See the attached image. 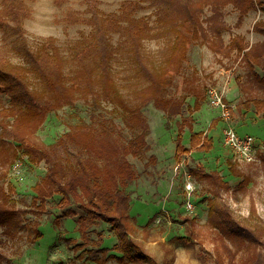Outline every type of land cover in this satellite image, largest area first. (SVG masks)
Returning a JSON list of instances; mask_svg holds the SVG:
<instances>
[{
    "label": "rangeland",
    "instance_id": "obj_1",
    "mask_svg": "<svg viewBox=\"0 0 264 264\" xmlns=\"http://www.w3.org/2000/svg\"><path fill=\"white\" fill-rule=\"evenodd\" d=\"M99 1L101 11L112 12L118 9L122 0ZM261 1L262 6L250 9L240 22H237L239 11L232 4L222 8V27L219 30L223 45L232 36L242 37L247 46L264 39L254 29L256 23L264 22V0ZM26 2L31 8V16L24 20L23 26L29 46L35 49L47 36L54 37L67 59L64 72L66 79L70 80L77 64L70 60L69 46L88 35L91 26L68 24L64 16L70 9L81 13L85 8L83 0H68L63 5H56L52 0ZM153 10L146 7L138 15L154 24L156 16ZM211 13L210 7L206 6L201 15L208 38L189 44L181 67L160 93V97L170 101L169 104H180V113L170 115L166 109H159L149 102L138 112L141 121L133 123L128 119L136 105L133 89L146 82L135 78L132 63L120 51L121 36L112 33L110 40L117 53L112 62V76L126 101V110L112 99H101L95 105L91 96L77 97L73 103L48 113L42 125L29 136L34 144L49 147L55 159L65 165L85 159L104 164L92 149H85L78 136L71 138L67 134L88 126L94 130L96 140H108L121 146L144 132L148 149L138 156H125L137 173V179L127 190L131 195L130 214L138 225L134 237L159 264H215V255L219 256L221 264H251L252 247L237 244L207 224L204 197L210 184L193 176L189 172L191 167L215 170L231 187L237 188L242 176L231 173V163L232 167L247 175L248 183L244 191H238L236 198L230 192L223 193V198L245 222L251 221L248 215L252 206L264 220V163L260 160V155H264V114L253 106L245 105L246 101L264 98V91L254 87L250 71L236 50L229 54L214 50L218 41L208 27L207 17ZM169 43L167 37L143 41L144 55L154 68L164 64ZM7 56L12 63L24 65V61L12 52L8 51ZM255 70L263 74L260 68ZM27 79L32 88L41 90L37 77L29 73ZM211 85L220 89L224 87V99L233 105L227 119L221 118L219 110L208 103L207 89ZM195 101L199 103L197 109ZM216 118V125L208 128L210 121ZM180 121L185 124L183 144L186 148H189V137L194 131L211 136L213 148L207 152L190 150L175 156V137ZM229 126L239 135L254 137L255 161L237 160L233 151L224 144L222 130ZM1 153L11 157L12 152L9 148ZM0 162V187L9 193L11 205L21 216V225L14 237L6 236L0 226L2 264H123L99 252L86 253L82 247L76 248L68 240L80 239L77 217L81 211L75 204L63 207L60 196L55 195L46 200L42 209L37 207L39 201L34 202L32 186L46 172L48 165L43 160L30 164L21 154L13 164L1 159ZM186 181H190L193 187L189 195L185 189ZM188 200L193 205L191 211L185 206ZM35 224L42 234L36 242L30 243L28 235ZM98 233L103 235L102 246H113L116 237L108 224L101 222L90 228L92 239H96ZM87 249L94 248L88 244Z\"/></svg>",
    "mask_w": 264,
    "mask_h": 264
},
{
    "label": "trees",
    "instance_id": "obj_2",
    "mask_svg": "<svg viewBox=\"0 0 264 264\" xmlns=\"http://www.w3.org/2000/svg\"><path fill=\"white\" fill-rule=\"evenodd\" d=\"M52 1L56 5H63L68 0ZM83 2L85 8L81 13L70 9L64 16L68 24L91 26L88 35L69 46L70 60L77 66L71 74L72 78L67 80L64 72L67 59L54 37L47 36L35 49L29 46L23 26L24 20L31 16V8L26 0H0V159L13 164L23 154L30 164L43 160L48 165L44 176L32 186L34 202L38 200L37 207L42 209L47 199L59 195L61 206L71 203L76 205L81 211L77 217L80 239H68L76 248L82 247L86 253L99 252L123 264H159L134 237L138 225L130 214L131 195L127 190L137 179V173L125 156H138L148 149L144 132L121 146L108 140H96L94 130L88 126L67 134L71 138L78 136L85 149H92L98 159L104 160V164L85 159L65 165L55 159L49 147L34 144L29 136L42 125L48 113L73 103L77 97L91 96V102L95 105L101 99H112L126 110V101L112 76V62L117 55L110 40L112 33L121 36L120 51L132 63L135 78L139 82H146L133 89L136 105L132 112L129 110L131 115L128 119L133 123L141 121L138 112L149 102L159 109H166L170 115L180 113V104H169L170 101L160 97V93L181 67L189 44L208 38L209 33L204 29L201 19L206 6L212 10L207 17L208 27L218 41L214 50L226 54L236 50L250 71L254 87L264 91V39L247 46L242 37L232 36L223 45L219 30L225 5L232 4L238 9L237 22H240L250 9L262 6V1L122 0L118 9L112 12L101 11L99 0ZM146 7L154 9V24L138 15ZM254 29L264 36V22L256 23ZM160 37H167L170 43L164 64L154 68L144 55L143 41ZM8 51L22 59L24 65L12 63L7 56ZM256 67L263 74L256 71ZM29 73L39 79L41 90L30 86L27 79ZM245 105L253 106L264 114V98L246 101ZM194 107L199 108V103L195 101ZM217 121V118L212 119L208 128L214 127ZM177 125L175 156L190 150L207 152L213 148V138L201 131L191 132L189 148H186L183 144L185 124L180 121ZM9 148L11 157L1 153ZM260 160L264 163V155H260ZM229 164L234 176H242L237 188L231 187L215 170L208 171L202 166L189 168L193 176L210 184L208 194L204 197L206 222L237 244L252 247L251 264H264V220L252 206L248 215L251 221L245 222L223 198L226 192L236 198L238 191H244L248 183L247 175ZM20 222V213L11 205L9 193L0 187V226L3 227V233L14 237ZM101 222L108 224L110 232L116 237L112 247L102 246L101 233L97 234L96 239L89 235L90 228ZM37 226L35 224L28 235L30 243L36 242L42 234ZM88 244L94 249H87ZM214 260L215 264H221L219 256L215 255ZM2 262L0 249V264Z\"/></svg>",
    "mask_w": 264,
    "mask_h": 264
},
{
    "label": "built area",
    "instance_id": "obj_3",
    "mask_svg": "<svg viewBox=\"0 0 264 264\" xmlns=\"http://www.w3.org/2000/svg\"><path fill=\"white\" fill-rule=\"evenodd\" d=\"M208 103L214 109L219 110V116L223 119L229 117V112L233 108V105L226 102L224 99V87L221 89L218 86H209L207 89ZM223 142L227 145L235 154V158L239 161L253 162L256 157V141L252 135H239L233 128L224 127L222 130ZM185 189L189 195L193 190L192 183L186 181ZM187 209L193 210V205L190 201H186Z\"/></svg>",
    "mask_w": 264,
    "mask_h": 264
}]
</instances>
